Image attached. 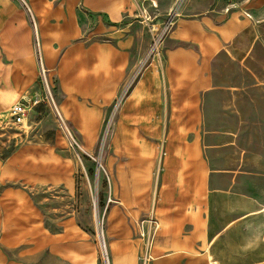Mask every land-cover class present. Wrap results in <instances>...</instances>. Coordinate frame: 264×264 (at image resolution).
I'll list each match as a JSON object with an SVG mask.
<instances>
[{"label":"crops","instance_id":"crops-1","mask_svg":"<svg viewBox=\"0 0 264 264\" xmlns=\"http://www.w3.org/2000/svg\"><path fill=\"white\" fill-rule=\"evenodd\" d=\"M176 1L0 0V134L3 113L41 90L39 54L72 89L119 97L148 48L143 12L161 20ZM198 1L182 5L161 72L156 66L136 76L109 127V217L120 220L109 224L112 264H264V189H245L210 161L196 134V123L207 122L198 112L212 81L211 58L247 18L215 0ZM242 4L254 16L264 0ZM71 58L90 59L86 71ZM74 172L58 142L1 149L0 264H98L78 213L69 215ZM150 214L158 228L152 258L143 260L136 222Z\"/></svg>","mask_w":264,"mask_h":264},{"label":"rangeland","instance_id":"rangeland-1","mask_svg":"<svg viewBox=\"0 0 264 264\" xmlns=\"http://www.w3.org/2000/svg\"><path fill=\"white\" fill-rule=\"evenodd\" d=\"M208 1L199 0L198 4ZM244 1L215 0L219 5L228 6V14L238 10L240 17L247 18V24L211 58L212 81L201 94L205 106L198 112L200 118L206 115L207 122L196 123V134L210 161L244 181L245 189L255 185L261 190L264 189V7L257 8L251 16L250 12L241 9ZM188 2L181 0V7ZM181 16H187L186 10ZM169 36L161 47V55L155 58L156 61L148 60L142 73L156 66L161 72ZM100 40L108 45L110 39L105 36ZM74 48L76 44L69 50ZM142 58L132 64L136 70L140 69ZM70 61L80 72L86 71L90 59L71 58ZM43 66L60 116L55 106L40 103L30 111L26 126L21 127L14 125L4 112L0 148L6 151L23 142H58L67 148L75 163V191L68 193L69 215L73 211L78 213L79 224L95 249L98 264H112L114 235L109 232V224L114 228L115 224L120 225V220L117 217L114 220L113 215L109 217L114 202L107 164L109 127L122 97L142 73L137 78L132 75L119 97L109 100L108 91L103 92L102 97H92L101 92L92 91L89 96L72 89L71 83L65 85L58 75V68L47 66L40 54L36 73L38 86L42 81L39 70ZM67 96L73 97V102L68 105L65 103ZM51 193L59 194V191Z\"/></svg>","mask_w":264,"mask_h":264},{"label":"built area","instance_id":"built-area-1","mask_svg":"<svg viewBox=\"0 0 264 264\" xmlns=\"http://www.w3.org/2000/svg\"><path fill=\"white\" fill-rule=\"evenodd\" d=\"M180 8L181 0H177L174 6L164 15L161 20H157L155 17H151L143 12L141 20L148 29L150 45L139 64L140 69L136 70V76L142 72V69L148 60L155 59L161 55V47L177 23V19L180 17ZM39 74L42 78L41 90L35 92L33 95L23 97L20 101L11 105L6 111L11 122L16 126L24 127L28 121L30 111L33 109V107L40 103H45L52 108L55 106V111L60 116V112L54 103L44 66L39 70ZM63 128L66 129L64 126ZM136 227L137 234L142 240L143 244V260L151 259V248L156 230L158 228V221L155 215L150 214L149 216L138 220L136 222Z\"/></svg>","mask_w":264,"mask_h":264},{"label":"bare ground","instance_id":"bare-ground-1","mask_svg":"<svg viewBox=\"0 0 264 264\" xmlns=\"http://www.w3.org/2000/svg\"><path fill=\"white\" fill-rule=\"evenodd\" d=\"M104 238V241H105V237H103Z\"/></svg>","mask_w":264,"mask_h":264}]
</instances>
